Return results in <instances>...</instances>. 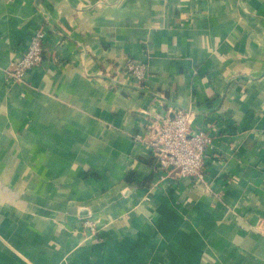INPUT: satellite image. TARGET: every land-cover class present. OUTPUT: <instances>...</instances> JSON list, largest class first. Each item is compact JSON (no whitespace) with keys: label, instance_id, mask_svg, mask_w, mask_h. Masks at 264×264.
I'll return each mask as SVG.
<instances>
[{"label":"crops","instance_id":"obj_1","mask_svg":"<svg viewBox=\"0 0 264 264\" xmlns=\"http://www.w3.org/2000/svg\"><path fill=\"white\" fill-rule=\"evenodd\" d=\"M178 106L213 125L207 185L151 187ZM0 264H264V0H0Z\"/></svg>","mask_w":264,"mask_h":264},{"label":"built area","instance_id":"obj_2","mask_svg":"<svg viewBox=\"0 0 264 264\" xmlns=\"http://www.w3.org/2000/svg\"><path fill=\"white\" fill-rule=\"evenodd\" d=\"M43 35L41 29L35 31L23 52L11 61L7 71L12 79H21L26 69L40 63ZM124 70L137 81L148 75L143 63L131 59L125 62ZM149 114L150 121L146 126L144 144L155 158L151 187L155 182L169 176L179 181L189 178L191 183L206 184L205 155L212 143L211 122L198 121L203 119L199 110L180 106L164 113L153 109ZM85 224L92 229L96 228L90 221L86 220Z\"/></svg>","mask_w":264,"mask_h":264}]
</instances>
